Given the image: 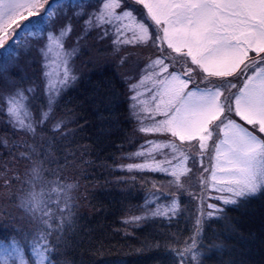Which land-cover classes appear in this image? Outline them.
<instances>
[{"label": "snow or ice", "instance_id": "snow-or-ice-1", "mask_svg": "<svg viewBox=\"0 0 264 264\" xmlns=\"http://www.w3.org/2000/svg\"><path fill=\"white\" fill-rule=\"evenodd\" d=\"M76 100L98 143L120 140L117 182L143 201L122 223L151 230L137 251L264 264V0H0V264H76ZM257 201L259 259L213 228Z\"/></svg>", "mask_w": 264, "mask_h": 264}, {"label": "trees", "instance_id": "trees-1", "mask_svg": "<svg viewBox=\"0 0 264 264\" xmlns=\"http://www.w3.org/2000/svg\"><path fill=\"white\" fill-rule=\"evenodd\" d=\"M99 79L92 77L90 82L86 81L76 92L70 93L68 99H82L86 95L84 89L98 84ZM79 103V100L69 103L68 108L74 109L76 115L83 117L79 123L86 124V127L83 131H76L74 137H69L72 141L70 148L75 150L77 155L83 154V160L87 163L78 164L80 189L76 195L80 199L77 200V227L81 231L76 235L69 233L71 239L66 257L69 261L74 260L76 264H114L115 261H123V264H151L150 261L156 259L154 250L137 251L142 248L146 237L151 239L148 236L151 230L138 229L127 233L122 223L125 219L122 211L130 207L135 208L143 201L126 198L122 194L124 189L111 185L113 177H119V173L113 172L116 167L113 159L120 155L116 150L120 146V140L118 136H112L106 138L104 143H98L94 135L99 127L98 116L89 104L77 106ZM76 127L69 125L70 130H75ZM229 215L233 218L231 225H213V228L222 231L223 237H229L227 243L237 251L257 248L261 230L260 202H254ZM225 227L228 230H224ZM231 227H235L234 233L230 230ZM117 230L119 234H116ZM254 258L259 259L258 248Z\"/></svg>", "mask_w": 264, "mask_h": 264}, {"label": "rangeland", "instance_id": "rangeland-1", "mask_svg": "<svg viewBox=\"0 0 264 264\" xmlns=\"http://www.w3.org/2000/svg\"><path fill=\"white\" fill-rule=\"evenodd\" d=\"M114 167H115V166H114ZM113 172H117V173H119V177H118V179H116L115 177H113V179H112V184H111V185H112V186H115L117 189H118V188H119V189L121 188V190L125 189L126 186L123 185V184L118 183L117 181H118V180H123V179L131 180V177H130L129 175H126V174L123 173V172L118 171L116 167H115V169L113 170ZM129 178H130V179H129ZM122 194H123V193H122ZM135 203H137V201H135ZM140 204H141V203H140ZM123 220H124V219H123ZM124 227H125V226H124ZM134 228H136V230L139 229L137 226H133V227H131V228H126V229H127V233L134 231ZM155 261H156V259H152V260L150 261V263H151V264H155Z\"/></svg>", "mask_w": 264, "mask_h": 264}]
</instances>
